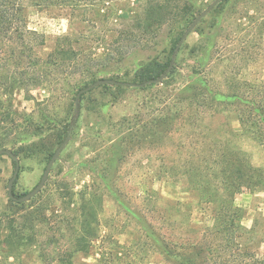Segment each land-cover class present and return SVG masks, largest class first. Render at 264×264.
Here are the masks:
<instances>
[{
	"label": "rangeland",
	"instance_id": "374dc122",
	"mask_svg": "<svg viewBox=\"0 0 264 264\" xmlns=\"http://www.w3.org/2000/svg\"><path fill=\"white\" fill-rule=\"evenodd\" d=\"M217 1L220 3L186 38L177 55H171L187 22L193 24ZM146 2L132 0L136 14L120 13L119 19L95 28L65 16L29 9L30 29L44 36L34 40L35 51L40 55L47 57L59 37L74 34L81 39V46L86 44L83 47L97 54L100 61L86 65L97 74L94 82L82 74V67H76L70 75L54 76L60 79L55 89L43 85L32 89L30 95L19 89L4 99L11 103L6 110L15 119L14 128L23 135L31 134L24 141L13 135V141H6L5 148L0 149L12 150L20 161L14 184L18 198L40 184L51 156L63 144L69 129L71 139L40 193L22 204L9 197V182L17 167L12 158L0 155V264H67L71 255L74 264H174L156 249L101 183L106 148L117 138L115 125L120 120L135 117L138 112L151 114L157 110L155 102L162 93L177 92L194 83L195 71L209 82L212 92L239 91L247 98H263L264 0H193L190 9L175 23L159 30L155 27L154 33L146 30ZM178 14L177 11L174 16ZM118 53L124 54L123 60H103L108 54L118 58ZM170 55L173 60L176 56L179 73L168 89L161 86L121 93L97 86L82 95L77 106L78 95L72 84L86 82L89 87L102 79L133 80L142 67L155 60L167 61ZM83 86L81 91L87 88ZM209 105L202 102L187 109L163 144L133 148L132 155L120 165L115 182L123 199L147 216L160 233L178 243H198L203 232L215 225L214 209L200 203L199 195L188 189L183 171L191 162L198 164L210 146H220L226 140L248 152L254 164L264 162V150L240 135L237 109L224 111ZM3 122L0 118V126ZM155 140L150 137L151 142ZM94 194L99 216L97 233L88 237L91 245L86 251H76L81 235L79 209ZM71 195L74 203L70 208ZM236 205L244 210L243 223L251 229L256 220L264 219V189L245 191L237 196ZM10 235L15 242L13 247L4 243ZM260 252L264 255V245Z\"/></svg>",
	"mask_w": 264,
	"mask_h": 264
},
{
	"label": "trees",
	"instance_id": "16d2710c",
	"mask_svg": "<svg viewBox=\"0 0 264 264\" xmlns=\"http://www.w3.org/2000/svg\"><path fill=\"white\" fill-rule=\"evenodd\" d=\"M178 1L147 0L144 20L148 33H154L155 27L159 30L165 25L175 23L179 16L190 9L193 2ZM179 3L183 5L180 7ZM132 5V0H0V118L4 120L0 126V134H3L2 138L0 137V149L5 148L6 141H13V135H18L23 141L31 135L29 133L23 135L14 128L15 119L12 113L6 110L11 103L4 101L8 96H13L19 89L30 95L32 89L43 85L55 89L56 82L60 79H54V76L70 75L71 70L76 67H82V74L92 78L93 82L97 77V74L86 65L94 64L100 59H97V54L88 47H83L86 44L81 46V39L74 34L59 37L54 50L47 57L36 52L34 40L44 39V36L30 29L29 9L33 7L58 17L65 16L72 22H81L95 28L113 19H119L120 13L136 14V9ZM177 11L179 14L174 16ZM190 25L192 23L187 22V26L185 25L180 32L171 48V55L176 52L184 30ZM44 42L43 40V45ZM118 43L120 44V41ZM171 55L167 61L155 60L142 67L135 73L133 80L125 81L118 78L115 81L121 84L103 87L114 88L121 93L133 89L146 91L161 86L168 89L179 73L176 63L164 82L148 83L160 78L171 68L173 63ZM123 56L124 54L118 53V58H114L108 54L103 60H123ZM61 70L64 73H61ZM63 78L68 79L65 76ZM193 82L177 92L162 93L155 102V105H158L157 110H153L151 114L138 112L135 117H125L115 125L118 136L111 140L110 146L106 148L107 160L103 171L100 172V181L121 208L138 223L156 249L174 264H264V255L260 252L264 245L262 231L264 219L256 220L254 226L248 229L243 223L244 210L236 205L238 195L245 191L255 193L264 189V162L261 165L254 164L252 156L231 140L220 143V146L218 143L213 144L206 157L200 158L198 164L191 162L183 171L188 179L189 191L199 195L200 203L214 209V228L206 229L198 243H178L169 240L149 222L147 216L123 199L115 188L119 167L132 155L133 148L143 149L147 145L163 144L185 111L202 102H208L213 105H209L210 107L219 110L237 109L241 126L240 135L249 137L264 150V97L247 98L239 91L231 94L212 92L209 90V82L196 71ZM127 83L137 86L126 85ZM81 84H84L83 87L88 86L86 82ZM81 84H78L79 86L72 84L75 95L81 91L79 89ZM206 90L209 93L206 94ZM146 106H149V103ZM69 134L71 129L67 130L65 140ZM150 137L157 140L151 142ZM53 156L54 154L51 157ZM14 164L17 167V163ZM96 200L97 196L94 194L90 199L84 200L79 209L81 235L75 244L76 251H86L91 245L88 237L97 233L99 216ZM73 203L71 195L70 208ZM11 238L12 235L6 237L4 243H9L13 247L15 242ZM67 261V264H74L72 255Z\"/></svg>",
	"mask_w": 264,
	"mask_h": 264
},
{
	"label": "water",
	"instance_id": "95a60500",
	"mask_svg": "<svg viewBox=\"0 0 264 264\" xmlns=\"http://www.w3.org/2000/svg\"><path fill=\"white\" fill-rule=\"evenodd\" d=\"M220 3V1H217L215 3H213L207 10H205L202 14H200V16H198V18L193 22V24L189 27V29L186 31L184 37L182 38L177 51H176V55L180 50V47L182 46V44L185 42L186 38L195 30V28L197 27V25L203 20V18H205L218 4ZM176 57V56H175ZM175 57L172 63L171 68L160 78L150 81L148 84H161L162 82H164V80H166L168 78V75L172 69V67L174 66L175 63ZM119 82H116L115 80H111V79H102L97 81L95 84L87 87L86 89L82 90L78 96H77V106L80 102V99L82 97L83 94L88 93L92 90H94L97 86H103V85H119ZM129 85V84H126ZM133 86V85H132ZM78 110V109H77ZM70 134L67 136L66 140L63 142V144L58 148V150L55 152L53 158L51 159V161L49 162L44 176L40 182V184L29 194H27L24 197L18 198L17 196H15L14 194V184L18 178L19 175V168H20V161L18 159V156L12 151V150H1L0 151V155H7L10 158H12V160L14 162L17 163V170L13 176V178L11 179V181L9 182V197L10 199L18 202V203H25L30 201L32 198H34L36 195H38L40 193V191L42 190V188L45 186L48 177L50 175V172L52 170V167L54 166V164L56 163V161L58 160V158L60 157V154L62 153V151L66 148L67 144L70 142Z\"/></svg>",
	"mask_w": 264,
	"mask_h": 264
}]
</instances>
